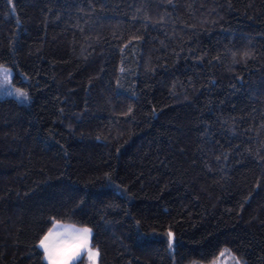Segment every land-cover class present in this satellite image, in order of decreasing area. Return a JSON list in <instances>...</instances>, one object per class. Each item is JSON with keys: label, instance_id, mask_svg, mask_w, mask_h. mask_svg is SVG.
I'll use <instances>...</instances> for the list:
<instances>
[{"label": "trees", "instance_id": "trees-1", "mask_svg": "<svg viewBox=\"0 0 264 264\" xmlns=\"http://www.w3.org/2000/svg\"><path fill=\"white\" fill-rule=\"evenodd\" d=\"M0 65V264H264V0H0Z\"/></svg>", "mask_w": 264, "mask_h": 264}, {"label": "snow or ice", "instance_id": "snow-or-ice-1", "mask_svg": "<svg viewBox=\"0 0 264 264\" xmlns=\"http://www.w3.org/2000/svg\"><path fill=\"white\" fill-rule=\"evenodd\" d=\"M11 73L3 65H0V89L4 86L11 85ZM7 95H15L17 99L23 98L28 101L27 93L21 91L19 88L9 90ZM93 238L92 229L89 227L76 228L71 225L59 224L53 221V227L45 234L38 243V247L43 250L44 259L47 264H72L87 254L88 261L91 264H96L99 252L91 247V240ZM168 244L171 248L173 245V234L168 233ZM227 252L225 249L221 252V256ZM229 255H231L229 253ZM235 264H240V261L235 257Z\"/></svg>", "mask_w": 264, "mask_h": 264}, {"label": "rangeland", "instance_id": "rangeland-1", "mask_svg": "<svg viewBox=\"0 0 264 264\" xmlns=\"http://www.w3.org/2000/svg\"><path fill=\"white\" fill-rule=\"evenodd\" d=\"M5 68H7V67H5ZM9 71H10V73L12 74L11 75V85H9V86H4V88L3 89H0V99H14V100H16L17 102H19V103H21V104H27L28 102H29V99H28V101H24V99L21 97V98H19V99H17L16 97H15V95H12V96H9V95H7V92L9 91V90H12L13 91V93H14V90L15 89H17V88H19V87H17V86H15V84H14V82H13V77H14V74H13V72H12V70L11 69H9V68H7ZM20 89V88H19ZM21 91H23V92H25L24 90H22V89H20ZM26 93V92H25ZM29 98V97H28ZM59 224H63V225H71V226H74V227H76V228H80L79 226H75V225H72V224H66V223H62V222H58ZM52 227H53V225H52ZM51 227V228H52ZM50 228V229H51ZM48 233V232H47ZM91 247H92V240H91ZM93 248V247H92ZM40 249V248H39ZM93 249H95V248H93ZM41 251H42V253H43V250L42 249H40ZM96 250V249H95ZM83 257L85 258V261H86V264H91V262L90 261H88V259H87V254H84L83 255ZM82 257V258H83ZM81 259V258H80ZM80 259H78V260H80ZM43 260H44V262L47 264V261L44 259V256H43ZM78 260H76V261H73L72 262V264H75ZM231 260H230V258H229V256L228 255H226L225 253H224V255L223 256H221L215 263H213V264H234V263H232V262H230ZM96 264H98V258H97V260H96Z\"/></svg>", "mask_w": 264, "mask_h": 264}]
</instances>
